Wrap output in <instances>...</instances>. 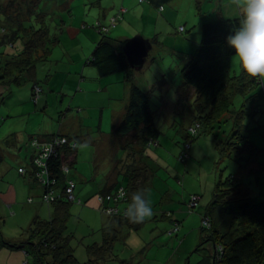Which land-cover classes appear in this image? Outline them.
Wrapping results in <instances>:
<instances>
[{"label":"rangeland","instance_id":"374dc122","mask_svg":"<svg viewBox=\"0 0 264 264\" xmlns=\"http://www.w3.org/2000/svg\"><path fill=\"white\" fill-rule=\"evenodd\" d=\"M37 1L0 0V7L7 16L12 17L13 22L12 25L5 23V29L8 31L11 26L17 24L18 13L20 20H28V10H30L28 8L34 6ZM193 1L196 3V0ZM217 1H200L204 14L209 15L208 17L212 20H217L214 12ZM190 2L192 0H175L172 3L177 4L175 8L180 9L182 14L190 15L188 22L191 27L196 26L197 29H193L189 36L179 32V26L185 25L186 19L184 18L182 22L174 21L165 34L170 37L181 35L190 45L196 46L197 44L198 46L201 36V29L198 28H201L204 23L201 21L202 16L198 12L196 4H194L193 10L191 8L189 10ZM110 6L109 0H58L57 2L42 1L39 3L35 8L36 13L31 17L32 25L48 27L49 45L52 40H58V43L51 47V55L36 63L40 88L35 94V101L41 97L44 103L47 102V106L42 103L38 112L32 113L35 109V101L31 100V104L24 103L18 107L17 111L26 114L32 113V115L16 119H8L7 116H3V107L0 109L4 120H0V135H10L12 131L17 132V130L21 131L23 135L25 133L39 135L40 133L35 130L41 128L42 134L52 135L61 131L67 136L82 135L83 137L79 138L86 139L85 142H80L75 169L70 170L68 177L77 186L75 193L77 200H83L82 205L76 202L71 206V217L67 223V233L72 234L77 240L75 241V256L80 262L87 260L85 246L93 243L100 244L103 240L100 230L107 219L98 209L100 207L99 193L105 185L107 177L115 181L117 170L115 168L120 165L118 161L123 156L121 147L125 144L124 139L120 140L113 135V112L109 106L110 99L116 98L110 97L113 85H109L107 91H101L99 84L92 79L93 75L90 71L95 70L85 66L86 61L90 58L86 50L91 46L92 35L101 36L97 27L100 23L111 27L113 19L119 20V18H113L114 8L109 10L110 14L106 19L103 18V11L109 9ZM170 6L172 5L170 4ZM170 6L164 7L169 8ZM41 13L43 16L40 18L39 14ZM122 22L119 23L122 24ZM1 26L4 25L0 22ZM130 34L131 30L123 34L112 28L108 38L116 41L117 38L123 36H132L126 37L127 40L136 37L135 33ZM165 34L163 33L161 37L163 38ZM3 36L4 34L0 33V41ZM19 43H16V47L20 52L23 45ZM82 45L85 47L84 50H81ZM16 47L11 48L0 43V61L1 54L9 53L8 55H11L14 53V56L17 55ZM155 57L153 63L150 62ZM234 57L235 55L230 59V74L231 76H240L242 68L234 62ZM180 63L181 60L172 53L160 51L155 46L147 59V68L142 70V73H146L142 85L143 88L151 91L150 105L154 123L160 130L161 136L159 145L149 147L145 154L146 164L152 170L153 175L149 187L153 215L147 219L139 233L129 234L126 239L120 240L114 246L115 256L120 261L126 260L130 264H187L188 260L189 263L194 264L201 260L202 254L196 253L202 228L201 214L211 202L212 190L219 182L226 181L230 176L241 180L250 190L253 198L259 201L264 200V155L258 160L261 165L257 166L260 168L258 170L260 174L258 176L249 175L241 168V164L222 157L215 148L211 135H216L219 140L225 141L227 138L225 135H229L232 129L231 118L224 117L214 134L201 133V136L193 142L188 138V129L193 125L191 122L193 109L189 107L191 115L187 113L188 111L183 113L181 108L179 109L180 105L176 96L181 85V76L177 71ZM135 73L137 72L135 71ZM114 77L116 76L103 79L109 81ZM157 81L163 82L157 85ZM164 82L169 85L170 89L163 84ZM106 86L102 85L103 88ZM31 87H33L31 84H23L21 87L10 86L13 94L10 101L14 99V102L26 101V96L31 99V93H33ZM259 92L263 95L262 102L259 103L262 107V109L260 108L261 115L247 116L244 123L246 127L242 130V134L247 136L254 145L264 149V83H261ZM3 95L6 97L8 93L3 92ZM98 97L104 101L103 105ZM1 98L2 95H0V103ZM190 104L187 105L190 106ZM119 110L116 109V112L118 113ZM247 113L252 112L249 110ZM5 122H7L6 125H4ZM130 139L132 140L131 136ZM130 139L128 138V140ZM188 142L191 143V146L186 151ZM184 150L188 155V161L187 159L181 160V157L185 155ZM13 176L16 178V173H13ZM191 195L201 197L200 204H198L201 207L194 213H187L186 210L179 212L177 217L182 220L180 233L177 237L171 238L169 232L174 229V224L168 220L156 221L155 213L159 212L162 206H164L163 210L175 208V211H178L179 208L174 202L183 201ZM167 197L173 202L167 201L165 205L161 206L160 203ZM27 199L28 196L23 193L19 197L17 210L20 214L15 219L11 215V210L4 209L0 218L1 233L8 237L26 238V232L36 211L27 203ZM43 218L41 219H48V215ZM20 226L23 228L19 229ZM206 249L213 250L211 245H207Z\"/></svg>","mask_w":264,"mask_h":264},{"label":"trees","instance_id":"16d2710c","mask_svg":"<svg viewBox=\"0 0 264 264\" xmlns=\"http://www.w3.org/2000/svg\"><path fill=\"white\" fill-rule=\"evenodd\" d=\"M14 2L15 0H9ZM45 2H57L58 0H38L34 6H30L26 21L20 20V14L16 18L17 24H13L10 18L0 7V33L4 34L1 45L15 48L20 42L23 49L17 55L1 54L0 61V87L22 86L23 84H36L38 86L36 63L51 55L52 46L58 40L49 39L48 27L33 26L31 17L36 13V6ZM175 0H145V2L160 9L168 6ZM161 12V11H160ZM43 14H39L41 18ZM5 23L11 28L5 29ZM102 26H99V31ZM106 28V27H105ZM239 28V18L220 19L205 22L201 27V37L197 49L182 70L183 87L178 95L179 109L186 113L192 110V127H199L192 135L188 129L190 141L204 134H214L223 118H231L232 129L226 140L221 141L213 136L215 148L222 157H227L241 164L249 175H259L260 164L258 160L264 155V149L254 145L247 136H243L242 130L247 116L261 115L263 95L260 94L261 82L250 78L242 70L240 76H231L230 59L235 55V49L227 43V37ZM107 33H101V40L95 45L86 65L94 68L100 78L112 77L118 74H134L124 53L125 42L111 40ZM156 42V41H155ZM19 43V44H20ZM154 44V41H152ZM15 45V46H14ZM50 46V47H49ZM17 48V47H16ZM18 49V48H17ZM130 100L126 108L124 118L114 133L125 144L121 147L123 156L119 159L120 165L115 168L116 176L114 184L112 179L106 181L99 193L101 213L106 217V222L101 234L103 240L100 244L93 243L85 246L87 260L80 262L76 256V238L67 233V223L71 217V206L78 201L76 198V185L74 189V201H69L66 189L71 182L63 171V166L74 168L77 150L84 139L79 137L54 136L50 141L64 138L66 144L55 146L54 151L45 161L47 172V184L43 186L44 192H56L58 197L49 204L53 208V215L49 220L34 219L27 230L25 241L12 242L5 240L0 232V248L11 250L23 249L26 255L24 264H130L128 261H120L114 254V246L120 240H124L131 233H139L147 222H130L124 215V210L130 200L133 191L139 188L150 187L153 178L152 170L146 164V149L159 144L160 130L154 123V115L151 109L150 90H145L131 77ZM36 86V87H37ZM36 94V92H35ZM190 104L187 105V104ZM261 108V109H260ZM252 113H247L248 111ZM255 117V116H254ZM257 120V119H256ZM220 128V127H219ZM130 136L132 140L130 139ZM128 138L130 140H128ZM75 145V147H74ZM191 146V143L186 144ZM184 150L181 160H188ZM38 153H35L31 166L32 175L35 177L36 167L33 165ZM187 162V161H186ZM261 166V165H260ZM263 167V166H262ZM24 170V169H20ZM20 173V172H19ZM120 190L127 193L122 200L114 201ZM191 195L186 199L185 212L194 213L196 208L189 207ZM110 197L111 200L106 198ZM199 197V196H197ZM199 197V204H200ZM169 198L162 200L164 205ZM114 210L108 214L107 210ZM163 210V206L160 211ZM157 220H168L174 224L177 231L169 234L173 238L180 233L181 221L173 216V213L163 210ZM202 214V228L200 230L199 245L196 253H201L202 259L194 264H264V200L259 201L251 196L250 190L238 178L230 176L226 181L219 182L212 190V198L208 207ZM160 213V212H157ZM208 221V226L203 224ZM171 232V231H170ZM169 232V233H170ZM211 245L213 250L206 249ZM208 250V251H207ZM189 263V260L187 261Z\"/></svg>","mask_w":264,"mask_h":264},{"label":"crops","instance_id":"0c3cea01","mask_svg":"<svg viewBox=\"0 0 264 264\" xmlns=\"http://www.w3.org/2000/svg\"><path fill=\"white\" fill-rule=\"evenodd\" d=\"M200 1L201 0H196V3H194V1L192 0V2H190L191 4L189 7V10L190 8L193 10L194 4H196L198 6L197 10L198 12H200V15L202 16L201 21L203 23L209 22V21H216L208 17L209 15L204 14L203 8L200 5ZM109 2L111 6L109 9H106L103 11V18L106 19L110 14L109 10H112L114 8L115 15L113 16V18H119L118 20L119 22L123 21L122 24L116 21L115 26L110 28V32L112 31V28H115V30L123 34L128 33L131 30L130 35L135 33L134 35L142 36L145 39L150 40L151 43L152 41H154V44L152 43L153 47L156 46L160 51L168 52L169 54L172 53V55H174L177 59L181 60L179 69H177V71L179 72V75L181 76V79H180L181 85H180V89L178 90V92H180L181 87H183L182 70L187 64L189 58L192 55H194L197 49V44L196 46L193 44L190 45V43L186 41V38L181 37V35H172V37H170L168 34L166 35L165 33L166 31H168V27L173 25L174 21L178 20L179 22H182L183 19L185 18L186 19L185 25H182L179 27L180 29L183 28V32H182L183 34L185 33L187 36L191 35L193 29H197V28L196 26L191 27V25L189 24L188 21H190V15L188 13L187 15H184L181 13L180 9L175 8L177 6L176 3H171L172 6H170L169 4L170 6L169 8L163 7L164 9L163 12H160L159 9L155 8L153 5L147 2L140 3V0H109ZM100 6H101V3H100ZM214 12H215L217 20L239 18L237 11L234 9V7L230 5V0H218ZM100 21H102L101 18H100ZM118 23L119 25L117 26ZM100 25L102 24L100 23ZM102 26L108 27L105 25H102ZM198 29L200 30L201 28L199 27ZM163 33L165 34V36L162 38L161 35ZM126 37H132V36H123L121 38L119 37L117 38V40H122L123 42H125L127 40ZM100 40H101V36L99 37L97 35H92L91 44H90L91 46H89L86 50L87 55L92 54L90 51L94 50L95 45ZM17 48L16 50H18ZM84 49L85 47L84 45H82L81 50H84ZM155 59L156 57L153 58L150 62L154 61ZM85 66H87L86 63H85ZM147 66L148 65L146 63L144 68H147ZM88 67L92 68L90 66ZM144 68L143 70H145ZM85 70H86V67L84 71ZM92 70H95V69L93 68ZM90 72L93 75L92 79L99 84L101 91H105V90L107 91L108 90L107 87H109V85H113L112 92H110L111 93L110 97L114 96L116 98L110 99L111 103L109 104V106L112 108V112H113L112 122H114L113 131H115V127L118 126L120 122L122 121V119L124 118L126 108L130 100V85H129L128 80L131 77H133V79L135 78L136 84H138L139 86L143 88L144 86L142 85V83L144 82L146 73L144 74L142 73L143 71H140L134 74H126V73L118 74V75H115L116 77H114L113 79H110L109 81H104L103 78L99 77L96 70L90 71ZM36 74H37V71H36ZM162 82L163 81H157L156 83L158 85ZM103 84L107 86L103 88L102 87ZM163 84L169 88V85L167 83L164 82ZM31 85L33 86L31 87V92L33 91V93H31V99L29 98V96H26L27 97L26 101L20 100L17 102H14L15 99L13 101L12 100L10 101L13 95L11 88L0 87L2 88L1 89L2 91L0 92V95H2L0 109L1 107H3V110H4V112H2L3 116H7L8 119H16L22 116H26L30 114L32 115V113L38 112V108L41 106L42 103H44L43 99L40 97L41 95L39 96L40 98L37 101H35V96H36L35 90L39 89L40 86L39 85L37 86L36 84H31ZM3 92L8 93V95L5 97L3 95ZM176 97L178 99V95ZM100 98L101 97H98V100H100L101 105H103L104 101H102ZM31 100L35 101L34 102L35 103L34 112L26 114L24 112L21 113L17 111L20 105H23L24 103L27 105L31 104ZM44 105L47 106V102L44 103ZM116 109H120L118 113L116 112ZM187 113L191 115L189 112ZM2 115H1L2 118L0 120H3ZM11 115H14V116H11ZM6 124L7 122L4 123V125ZM35 131H38L40 134L39 135H28L27 133H25V135H23L21 131L17 130V132L12 131L10 135H0V218L3 215L4 209L11 210V215L13 216V218L14 219L17 218L18 214H20V212H18L17 210L18 200H19V197L22 196V193H23V195L28 196L27 203L31 207H34L36 210L33 214L34 219H41L44 216L46 217V215H48V219L46 220H49L51 216L53 215V208L49 204L43 202V195L45 193L44 189L41 186V184L37 182L35 177L32 175L33 171H32L31 162L35 154V151L31 148L30 143L33 139H38L40 141L46 142L50 140L51 137H54V136H61V137H71L72 136V138H74L75 136L83 137L82 135L67 136V134H63L61 131L58 132L57 134H52V135L42 134L43 132L41 131V128H38V130H35ZM113 135H116V134L113 132ZM85 140L86 139H84L83 141ZM78 152H79V149L77 150V156H78ZM77 156H76V159H77ZM20 169H24L25 173L24 174L19 173ZM72 169H75V167ZM13 173H16V178H14ZM107 180H108V177L106 178V181ZM113 184H114V181L113 183L109 184V187L112 186ZM186 199H184L183 201L174 202L175 205L177 204L179 208L178 211H175V208L173 210H167L165 208V210L169 213L172 212L173 216H175L176 219L180 220V218H178L177 216L179 212L185 210ZM79 201L81 203L83 202L82 199L81 200L79 199ZM167 201L173 202V200H167ZM165 204L166 203H164V205ZM36 205H38V207H36ZM159 212L160 213H155V217L160 216L162 213H164L163 210ZM203 213H205L204 210L202 214ZM180 221L182 223V220ZM21 227L23 228V226H20L19 229H21ZM1 234L5 240H9L12 242L25 241L26 239L25 237H8L6 236V234H3V233ZM25 258H26V255L23 252V249L11 250L8 248H0V264H24L26 262Z\"/></svg>","mask_w":264,"mask_h":264},{"label":"clouds","instance_id":"9594fccd","mask_svg":"<svg viewBox=\"0 0 264 264\" xmlns=\"http://www.w3.org/2000/svg\"><path fill=\"white\" fill-rule=\"evenodd\" d=\"M230 5L239 16V28L227 37L228 45L235 49L234 62L250 78L264 83V0H230ZM124 215L133 223L150 218L153 215L150 189L133 191Z\"/></svg>","mask_w":264,"mask_h":264},{"label":"built area","instance_id":"2783aa9c","mask_svg":"<svg viewBox=\"0 0 264 264\" xmlns=\"http://www.w3.org/2000/svg\"><path fill=\"white\" fill-rule=\"evenodd\" d=\"M145 0H140V3H144ZM161 12H163V8L160 9ZM116 23V19L112 20V26L114 27ZM102 26V25H99ZM111 27H104L102 26L100 32H104L107 33ZM180 32H183V28L180 29ZM38 89L35 90V92L37 93ZM199 127H195V128H190L189 132L194 135L196 133V130ZM59 144H66V140L64 138H60L59 140L55 139L53 141H40L38 139H33L30 143L31 148L35 151V153H38V156L36 159H34V167H36L37 171L35 174V179L37 180V182H39L41 184V186H45L47 184V172L45 170V161L48 159V157L52 154V152L54 151L55 146L59 145ZM75 147V145H74ZM190 149V145H187V150ZM63 171L64 173H66L67 175L70 173V167L69 165L67 166L66 164L63 166ZM21 174H24L25 171L24 170H20L19 171ZM74 189H75V185L73 182H69L68 188L66 189V195L69 199V201H74L75 197H74ZM124 193L123 190H120L117 197L114 198L115 202H118L119 200H122L124 198V195L122 194ZM56 197H58V194L56 192H50L47 195L44 193L43 195V202L45 203H50L52 201H55ZM107 200H111L112 198L107 197ZM199 204V197L194 196L191 198L190 201V205L189 207L194 209L198 206ZM114 210H107V213L110 214L112 213ZM203 224L205 226H208V221H204ZM177 231V228L175 227L169 234H173Z\"/></svg>","mask_w":264,"mask_h":264},{"label":"water","instance_id":"95a60500","mask_svg":"<svg viewBox=\"0 0 264 264\" xmlns=\"http://www.w3.org/2000/svg\"><path fill=\"white\" fill-rule=\"evenodd\" d=\"M152 49L153 44L151 41L142 36H136L132 39L126 40L124 53L131 69L136 72L142 71Z\"/></svg>","mask_w":264,"mask_h":264}]
</instances>
